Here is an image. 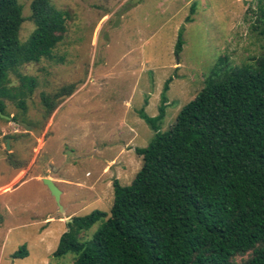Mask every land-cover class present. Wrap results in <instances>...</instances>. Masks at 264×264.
Returning <instances> with one entry per match:
<instances>
[{"label":"rangeland","instance_id":"374dc122","mask_svg":"<svg viewBox=\"0 0 264 264\" xmlns=\"http://www.w3.org/2000/svg\"><path fill=\"white\" fill-rule=\"evenodd\" d=\"M33 1L18 2L22 43L35 30ZM49 1L66 15L62 42L50 59L13 71L0 93V264H73V255L53 257L61 236L75 217L110 213L115 180L132 184L143 165L135 150L156 135L139 112L159 114L165 83L172 79L161 132L213 72L254 70L264 57V0ZM180 34L184 45L176 56ZM26 78L34 81L32 93ZM69 86L74 93L58 100L46 121L42 95L53 98ZM9 156L23 168H13ZM47 176L59 181L64 212L43 182ZM99 227L80 240H90ZM23 246L28 257L15 259Z\"/></svg>","mask_w":264,"mask_h":264},{"label":"trees","instance_id":"16d2710c","mask_svg":"<svg viewBox=\"0 0 264 264\" xmlns=\"http://www.w3.org/2000/svg\"><path fill=\"white\" fill-rule=\"evenodd\" d=\"M19 0H0V93L23 65L50 59L67 32L66 15L49 0H34L35 30L26 43L19 39L24 23ZM188 22L192 20L187 19ZM179 35L175 54L183 49ZM256 69L220 75L213 72L204 89L179 113L175 124L161 132L168 107L164 86L159 114L139 112L155 139L135 152L143 165L132 184L113 182L109 214L94 211L68 224L53 257L75 256L73 264H264V57ZM29 91L34 81L24 79ZM42 95L49 120L65 97ZM25 110V103H20ZM5 106L0 102V118ZM9 163L15 169L23 166ZM96 224L88 241L83 232ZM28 257L26 246L15 259Z\"/></svg>","mask_w":264,"mask_h":264},{"label":"water","instance_id":"95a60500","mask_svg":"<svg viewBox=\"0 0 264 264\" xmlns=\"http://www.w3.org/2000/svg\"><path fill=\"white\" fill-rule=\"evenodd\" d=\"M24 126V128L26 130H30L33 129L32 127H29L25 124H22ZM7 149H10V146H7ZM44 184L48 187L49 191L51 192L52 196L56 199V202L59 204L61 212H64L63 207L61 206L60 202H61V191L58 189V187L50 180V179H44L43 180ZM69 222H72V220H70Z\"/></svg>","mask_w":264,"mask_h":264},{"label":"crops","instance_id":"0c3cea01","mask_svg":"<svg viewBox=\"0 0 264 264\" xmlns=\"http://www.w3.org/2000/svg\"><path fill=\"white\" fill-rule=\"evenodd\" d=\"M45 179H50L55 185L57 184V182L59 183V181H57V179H55L54 177L52 176H47ZM57 186V185H56ZM61 190V189H60ZM62 196H63V192L61 191V199H62Z\"/></svg>","mask_w":264,"mask_h":264}]
</instances>
